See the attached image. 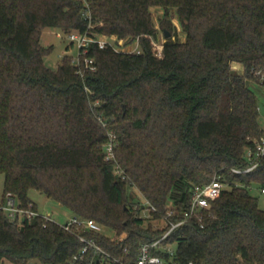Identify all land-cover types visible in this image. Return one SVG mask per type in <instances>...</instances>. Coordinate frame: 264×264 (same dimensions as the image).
Masks as SVG:
<instances>
[{
  "label": "trees",
  "instance_id": "16d2710c",
  "mask_svg": "<svg viewBox=\"0 0 264 264\" xmlns=\"http://www.w3.org/2000/svg\"><path fill=\"white\" fill-rule=\"evenodd\" d=\"M86 2L0 0V204L10 191L39 212L27 194L36 188L112 231L81 227L101 250L88 245L78 264H124L169 228L165 216L182 218L194 184L218 176L225 185L202 218L184 219L151 252L168 257L170 246L177 264L264 263V209L249 192L253 184L264 189V154L252 169L232 170L250 163L245 150L262 133L249 81L264 88V0ZM152 5L174 7L185 33L166 37L159 54ZM85 11L90 31L138 37L140 50L92 42L84 55L94 69L68 56L46 65L52 44H42L43 27L85 31ZM108 130L116 136L112 158ZM133 185L141 203L129 195ZM142 207L165 224H144ZM84 244L40 212L11 218L0 207V261L70 264Z\"/></svg>",
  "mask_w": 264,
  "mask_h": 264
},
{
  "label": "built area",
  "instance_id": "2783aa9c",
  "mask_svg": "<svg viewBox=\"0 0 264 264\" xmlns=\"http://www.w3.org/2000/svg\"><path fill=\"white\" fill-rule=\"evenodd\" d=\"M83 1L85 6L87 7L88 4L86 0ZM85 14L89 17L88 28L85 31L72 29L68 32V38L71 40V42H75L79 48L78 56L76 58L75 63L77 65L83 63L85 66H88L90 69H94L93 57L84 55V53L87 50V46L92 42H96L99 47H103L105 44L107 43L110 44V43L105 41L101 36L99 35L97 36V34H100L101 32L90 31L89 28L93 26L90 21V12L85 11ZM79 72H81V69H79ZM113 145H114L113 138H110L106 143V147H105L106 158L113 157V150H112ZM263 154H264V125L262 126V133L255 141L254 146H248L245 150L244 155L250 163L244 166L243 168L232 167V170L235 172H241L252 169L257 164L258 158ZM116 170L118 172L122 171L119 169L118 165L116 166ZM224 185L225 182L222 179H220L218 176L212 177L207 182H203L201 184H194L191 191L189 207L186 210H184L182 218L177 221H172L167 216H165L164 219L165 222L169 224V228L156 240L152 242H143L140 245L136 258L124 264H177L171 261V257L174 254L172 247L169 246L166 249L168 252V257H163L160 254L152 253L151 247L155 246L157 242L160 241L168 233L169 230H171L176 225L180 224L184 219L189 218L191 216H195L200 220L203 216V210L208 207L209 202L212 199L218 196ZM262 191H264V189H262ZM0 207L3 208L11 218L15 217L16 214H21L23 217L30 219L32 216L39 214V212L33 209L31 206L21 207L18 204L15 196L10 191H7L5 193V202L1 203ZM149 209H154V206L150 205ZM170 212L171 210L168 211V214H170ZM41 215L44 218H51L50 214H41ZM58 224H60L64 229L74 233L75 235H77L78 237H80L85 241V244L82 246L80 251L77 254H74L70 264H78V259L81 257V253L85 251L88 245L93 246L97 250H101L100 246L97 245L95 242H93V240L86 239L78 233L81 227L91 228L94 230L101 231L102 230L101 224L96 222L94 219L83 218L70 213L65 221L58 222ZM187 264H192V262L189 261Z\"/></svg>",
  "mask_w": 264,
  "mask_h": 264
},
{
  "label": "rangeland",
  "instance_id": "374dc122",
  "mask_svg": "<svg viewBox=\"0 0 264 264\" xmlns=\"http://www.w3.org/2000/svg\"><path fill=\"white\" fill-rule=\"evenodd\" d=\"M151 21L155 29V36L152 37L153 48L156 54L161 51V44L165 40L164 29L169 30L170 36L172 38L178 37L180 39L184 38V31L182 30L180 23L178 21L175 8H168V12H163V8L159 5L150 6ZM166 22L168 26H162V22ZM70 31V30H69ZM55 26H46L41 30V42L44 45L52 44V49L46 55H44V61L46 65L55 67L58 62L64 56H68L75 63L78 56V46L75 42H71L68 38V32ZM101 36L105 41L109 42L114 46L116 50L120 51H139V38L138 37H122L118 38L114 34L100 33L97 36ZM238 63L233 62L234 68ZM239 66V65H238ZM249 85L257 93L258 103H259V122L264 125V88H261L257 83L249 81ZM108 139H115V132L108 130ZM4 190V174L0 172V194ZM249 192L257 197L258 206L264 209V192L260 190L259 185L253 184L249 188ZM129 195L134 201L140 200L139 203L144 201V196L139 191L136 186H131L129 188ZM30 199L36 204L39 212L41 214H50L51 218L56 222H63L67 219L70 210L60 204L58 201L48 197L43 192L36 188H29L27 191ZM138 214L143 217L144 224H150L151 226H163L165 222L159 218L152 217L147 207H142ZM102 230L108 234H112V231L108 228H102ZM0 264H46L40 261L38 258L32 257L25 261H15L8 257H3Z\"/></svg>",
  "mask_w": 264,
  "mask_h": 264
},
{
  "label": "crops",
  "instance_id": "0c3cea01",
  "mask_svg": "<svg viewBox=\"0 0 264 264\" xmlns=\"http://www.w3.org/2000/svg\"><path fill=\"white\" fill-rule=\"evenodd\" d=\"M235 63H238V65L237 66H235L236 68H234V66H233V62H232V64H231V66H232V68L233 69H235L236 71H238V72H241L242 71V64L241 63H239V62H235ZM70 214V213H69ZM68 214V215H69Z\"/></svg>",
  "mask_w": 264,
  "mask_h": 264
},
{
  "label": "water",
  "instance_id": "95a60500",
  "mask_svg": "<svg viewBox=\"0 0 264 264\" xmlns=\"http://www.w3.org/2000/svg\"><path fill=\"white\" fill-rule=\"evenodd\" d=\"M164 36L165 37H168L169 35H170V32H169V30H167V29H164Z\"/></svg>",
  "mask_w": 264,
  "mask_h": 264
}]
</instances>
